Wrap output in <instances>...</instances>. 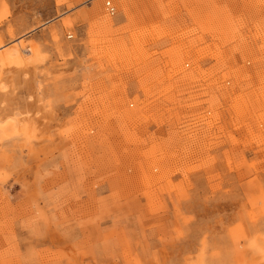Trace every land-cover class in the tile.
Masks as SVG:
<instances>
[{
    "label": "rangeland",
    "instance_id": "1",
    "mask_svg": "<svg viewBox=\"0 0 264 264\" xmlns=\"http://www.w3.org/2000/svg\"><path fill=\"white\" fill-rule=\"evenodd\" d=\"M259 241L264 0H0V264H264Z\"/></svg>",
    "mask_w": 264,
    "mask_h": 264
},
{
    "label": "built area",
    "instance_id": "2",
    "mask_svg": "<svg viewBox=\"0 0 264 264\" xmlns=\"http://www.w3.org/2000/svg\"><path fill=\"white\" fill-rule=\"evenodd\" d=\"M105 6H106V9H107L108 13H109L111 16L114 15V14L116 13L115 8H114L113 6H111V4L106 3Z\"/></svg>",
    "mask_w": 264,
    "mask_h": 264
},
{
    "label": "bare ground",
    "instance_id": "3",
    "mask_svg": "<svg viewBox=\"0 0 264 264\" xmlns=\"http://www.w3.org/2000/svg\"><path fill=\"white\" fill-rule=\"evenodd\" d=\"M108 3V2H107ZM110 4V3H109ZM15 50V49H14ZM18 57V56H17ZM19 60V59H18ZM25 60V59H24ZM4 61V60H3ZM4 64V63H3ZM23 61H22V59H20V65L23 67ZM20 65H19V67H20ZM18 67V68H19ZM19 72V71H18ZM262 241V240H261ZM261 241H259L258 243L260 244V246L264 249V241L263 242H261Z\"/></svg>",
    "mask_w": 264,
    "mask_h": 264
}]
</instances>
